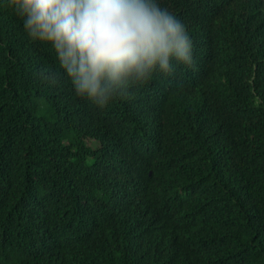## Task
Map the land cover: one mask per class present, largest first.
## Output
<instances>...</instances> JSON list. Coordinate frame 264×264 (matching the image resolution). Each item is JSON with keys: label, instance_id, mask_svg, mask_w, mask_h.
Returning a JSON list of instances; mask_svg holds the SVG:
<instances>
[{"label": "trees", "instance_id": "trees-1", "mask_svg": "<svg viewBox=\"0 0 264 264\" xmlns=\"http://www.w3.org/2000/svg\"><path fill=\"white\" fill-rule=\"evenodd\" d=\"M159 2L193 63L100 107L0 0V264H264V0Z\"/></svg>", "mask_w": 264, "mask_h": 264}, {"label": "clouds", "instance_id": "clouds-1", "mask_svg": "<svg viewBox=\"0 0 264 264\" xmlns=\"http://www.w3.org/2000/svg\"><path fill=\"white\" fill-rule=\"evenodd\" d=\"M25 31L50 43L75 93L97 106L159 70L191 65L192 40L159 0H13ZM174 62H176L174 64ZM56 83L52 75L45 77Z\"/></svg>", "mask_w": 264, "mask_h": 264}]
</instances>
